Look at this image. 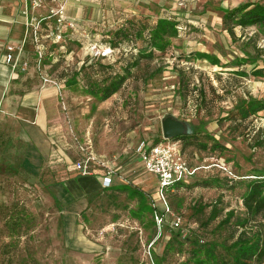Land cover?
<instances>
[{
    "label": "rangeland",
    "instance_id": "1",
    "mask_svg": "<svg viewBox=\"0 0 264 264\" xmlns=\"http://www.w3.org/2000/svg\"><path fill=\"white\" fill-rule=\"evenodd\" d=\"M248 1L264 4V0H151L141 5L140 15H148L152 20L165 16L179 24L177 34L167 40L165 53L142 58L128 73L120 69V74L126 78L119 90L107 99L87 92L75 77L73 64L80 62H87L80 69L87 85L104 77V68L96 71L89 66V56L76 39L64 42L55 58L45 59V72L57 77L63 73L65 59L61 51H73L68 60L73 74L57 92L59 115L50 123L56 128L53 137L57 145L66 148L64 151L73 162L80 155L91 154L95 157L94 165L116 175L112 177L114 187L126 185L128 189L103 188L88 195L87 204L76 219L73 235L67 236L62 206L56 205L51 193L53 184L67 177L68 164L43 161L38 171L28 170L23 161H19L22 148L14 135L17 125L1 120L0 264H154L153 252L161 258L162 264H183L184 257L176 252V246L167 245L172 237V215H163L167 226L155 231L151 223L153 212L146 211L144 200L130 190L142 189L147 204L155 200L162 208L157 199L156 177L140 167L131 151L138 141L162 137L160 120L166 113L177 112L186 118L193 131L208 134L210 141L224 145L216 150L215 159L229 163L237 177L230 180L215 166L203 168L192 180L217 179L220 186L166 191V202L180 214L182 226L199 225L202 215H193L190 209L196 199L209 202L219 197L227 209L241 208L245 182L252 176L264 174V126L252 133L248 118L239 121L234 117L237 107L244 105L245 94L251 95L250 91L260 97L257 103H264V78L231 74V70L220 69V65L197 60L202 59L195 55L198 50L183 54L182 48L208 46L207 42L214 49L227 45L226 51L232 56L236 55L233 51L239 54L249 50L254 54L255 48L264 50V27H235L236 36L228 37L223 25L217 22L225 11ZM118 8L115 10L120 11ZM87 18L76 21L88 33L97 32L103 42V31H96L99 22L90 14ZM105 23L109 30L116 25ZM261 59L264 60V52ZM107 61L93 62L104 67ZM212 61L214 58L208 59L213 64ZM231 63L233 65L234 61ZM258 63L261 64V60ZM248 80L255 81L249 83ZM194 89H198L200 95L196 111L189 106ZM258 113L264 116L263 109ZM224 142L232 148L226 147ZM183 152L191 165L217 163L207 159L209 153L194 146L187 145ZM214 223L207 227L208 237ZM183 247L185 249L186 244Z\"/></svg>",
    "mask_w": 264,
    "mask_h": 264
},
{
    "label": "trees",
    "instance_id": "2",
    "mask_svg": "<svg viewBox=\"0 0 264 264\" xmlns=\"http://www.w3.org/2000/svg\"><path fill=\"white\" fill-rule=\"evenodd\" d=\"M222 22L229 34H233V29L236 26L245 27L257 25L263 27L264 4L249 1L241 3L225 11L222 16ZM178 25L176 22L170 21L167 18L152 20L148 15H140L137 18H129L117 23L111 30L108 29V23L102 22L97 25L96 31L98 29V31H103V42L114 48L115 51H119L121 57L128 54L134 55V58L124 63L127 64L126 72L128 73L130 68L138 65L142 58L150 59L156 53H165L168 48L167 40L176 36L179 28ZM93 34L95 35V39L102 41L98 38L97 32ZM139 39L140 44L137 45ZM54 54L58 55L59 51ZM199 56L205 57L206 55L201 54ZM98 60L89 61V66H92L91 68L96 71L99 70V67H102L104 68V73L109 70L108 65L103 67L102 65H96L97 62H93ZM112 72L113 75L104 76L100 81L93 80L89 85L82 80L80 70L74 75L87 88V92L92 95H99L101 99H106L119 90L126 78L124 75H120L119 71L113 70ZM258 72H261V70H258ZM243 104V106L239 105L237 107V116L234 117L235 119L245 120L248 117L251 118V116L259 114L257 113L259 110L264 109V103L259 104L256 100H248ZM159 139L161 137L155 141ZM175 139L181 141L182 150L189 145L206 151L209 154H215L217 149H221L224 146L221 143L210 141L211 137L208 134H202L198 130H194L189 135L179 136ZM212 167L214 166L209 168ZM193 177L185 181L175 182L167 191L169 193L177 192L180 189L191 188L193 186L205 188L220 186L217 179L208 178L195 181L192 180ZM238 178H242V176H238ZM114 188L126 191L128 186L119 185L114 187L112 185L104 189ZM130 190L139 199L144 200V209L149 213L153 212L154 218V211H159L157 208L159 209L160 207H154L151 203L150 205L147 204L145 201V193L142 189L133 187ZM51 194L56 205H59L53 192ZM241 205L239 210L234 208L227 209L222 205V200L219 197L209 202L196 199L190 206L191 213L196 216L202 215V219L199 220L198 226H187V228H184L180 214L175 213L171 203H169L168 211H165L164 207L161 206L162 208L157 212L161 218L160 225H157L153 218L151 219V223L155 231L156 228L164 229L168 221L163 220V215L166 213L172 215L173 218L170 221L172 223L170 225L172 237L169 239L167 245L169 247L171 245L176 246V252L179 256L182 255L184 257L183 264H262L264 262V174L255 175L245 182V191L241 195ZM173 213L175 214L173 215ZM175 217L180 218L178 226L173 225ZM196 220L198 219L196 218ZM212 223L214 224L209 229L210 237H208L206 235L207 227ZM184 244H186L185 249L183 247ZM166 251L164 249L165 254L167 253ZM153 254L154 264H162L161 258L154 252Z\"/></svg>",
    "mask_w": 264,
    "mask_h": 264
},
{
    "label": "crops",
    "instance_id": "3",
    "mask_svg": "<svg viewBox=\"0 0 264 264\" xmlns=\"http://www.w3.org/2000/svg\"><path fill=\"white\" fill-rule=\"evenodd\" d=\"M150 1L151 0H70L66 12L69 17L76 20L83 19L85 21L90 14L92 18L99 22L98 24L107 21L117 24L125 19L137 18L140 16V6L150 3ZM158 4L160 5L161 3L159 2ZM117 6H119V8ZM22 7V0H0V122L1 120H10L17 125L18 128L15 130L14 135L17 143H19L22 148L19 161H23V165L28 170L32 172L38 171L43 161H66L68 164L66 168L67 177L61 181L55 182L52 188L56 201L63 209L62 217L65 234L71 237L75 230L76 219L87 204L88 195L103 189L101 181L108 169L92 164L91 173L86 175L79 174V171L74 167L73 158L65 153L64 150H66V148L59 147L56 142L57 140L53 137L56 128L53 125L51 126L50 123L59 115L57 90L50 85L42 87L39 76L32 65L29 66L27 71L22 72L16 70L12 72L9 66L5 64L3 60L5 45L7 43L16 44L21 41L25 35L24 18L20 14ZM116 8L120 11L115 10ZM42 13L43 11L36 12V14ZM164 18L167 17L164 16ZM217 22L223 25L222 17L217 20ZM223 32L227 34L228 37L236 36L234 29L233 34H229L223 26ZM29 44V42L26 44L23 55L32 59L33 53ZM207 45L208 46H203V44H199L189 49L188 47H183L182 52L183 54L187 52L191 54L193 50H198L195 55L199 56L202 54L206 56H199L202 57V59L196 58L197 60H202L213 66L220 65V69H224L225 71L231 70V74H236L237 76L248 77L250 74L252 76L249 77L254 78L258 75L261 79L264 78V60L261 59L263 57V49L256 50L255 48L254 54H250L251 52L249 50L243 51V53L239 52V54L233 51L236 55L232 56L226 51V48H228L227 45H223L218 49L211 47L212 45L210 46L208 42ZM63 52L62 57L65 59L62 63L63 73H59L57 76L60 79L59 81L63 82L62 86L73 74L70 69L71 62H68V60L72 58L71 54H73V51L71 49L67 51L64 49ZM120 54L121 53L116 50L111 57L113 61H110L111 59H101L108 60L107 65L109 66V70L103 73L104 76L113 75V70H126L127 64L124 63L134 58L133 54H128L124 57H121ZM245 54H247V57ZM211 57L214 58V61H212L213 64L208 62V59ZM232 60L234 61L233 65L231 63ZM258 60H261V64L258 63ZM86 63L80 62L78 64H73V70L78 72L82 65ZM258 70H261V72H258ZM248 81L249 83H253L255 80ZM259 83L263 82L260 81ZM250 86H252L250 88H253L252 84ZM249 94L251 95L247 96V94H245L246 98L243 97L245 101H242V103L248 100H260V97H255L257 95L254 94L253 91H250ZM224 103L226 104L227 101H224ZM173 114L181 119H186L177 112H173ZM259 114L262 115V113ZM248 119L250 120V117H248ZM235 120L240 121L239 118ZM0 137H2V135H0ZM142 141L146 142L147 140ZM140 142L141 141H138L133 146L131 152H133L140 167L143 169L135 151L136 146ZM224 144L226 147L232 148L228 142H224ZM61 155H63L64 158H61ZM215 157L214 154H208L207 159L209 161H218ZM217 157L221 158L222 156L217 155ZM143 170L147 172L145 169ZM114 176L116 175L113 173L112 177Z\"/></svg>",
    "mask_w": 264,
    "mask_h": 264
},
{
    "label": "built area",
    "instance_id": "4",
    "mask_svg": "<svg viewBox=\"0 0 264 264\" xmlns=\"http://www.w3.org/2000/svg\"><path fill=\"white\" fill-rule=\"evenodd\" d=\"M23 7L20 14L24 18L25 35L18 43H7L3 60L12 72L20 70L27 71L32 65L41 81V86L50 85L57 92L61 90L62 83L57 77L50 76L45 72V59L55 58L58 48L64 42L76 39L81 48L89 56V61L98 59H111L115 49L105 44V42L95 39V35L88 33L81 27L76 19L67 15L66 9L70 0H22ZM43 11L42 14H36ZM30 43L33 58L24 56L25 47ZM61 49V48H59ZM48 55V56H47ZM110 61H113L112 59ZM197 83V79L195 80ZM193 100L189 103L192 111H196L198 106L199 92L194 89L191 92ZM250 124L252 133L264 126V116L256 114L251 116ZM72 132V131H71ZM264 136V134H263ZM143 169L153 174L157 180V199L160 206L168 211V204L165 199L167 189L177 181L191 179L199 169H208L211 166L217 167L228 178H237L231 167L224 161L205 164L202 166L191 165L182 150L179 139H161L157 141H141L135 148ZM92 164H95V157L91 154L80 155L74 162V167L80 175L91 173ZM113 172L107 170L102 177L101 186L109 188L112 186L111 177ZM153 206L157 207L155 200ZM154 219L158 225L161 223L157 211H154ZM179 217H175L173 225L178 226Z\"/></svg>",
    "mask_w": 264,
    "mask_h": 264
},
{
    "label": "water",
    "instance_id": "5",
    "mask_svg": "<svg viewBox=\"0 0 264 264\" xmlns=\"http://www.w3.org/2000/svg\"><path fill=\"white\" fill-rule=\"evenodd\" d=\"M161 136L164 139H175L179 136L192 133V127L187 120L181 119L172 113H166L160 120Z\"/></svg>",
    "mask_w": 264,
    "mask_h": 264
}]
</instances>
